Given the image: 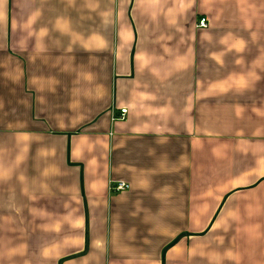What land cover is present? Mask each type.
<instances>
[{
  "label": "crops",
  "instance_id": "obj_1",
  "mask_svg": "<svg viewBox=\"0 0 264 264\" xmlns=\"http://www.w3.org/2000/svg\"><path fill=\"white\" fill-rule=\"evenodd\" d=\"M0 264H264V0H0Z\"/></svg>",
  "mask_w": 264,
  "mask_h": 264
},
{
  "label": "built area",
  "instance_id": "obj_2",
  "mask_svg": "<svg viewBox=\"0 0 264 264\" xmlns=\"http://www.w3.org/2000/svg\"><path fill=\"white\" fill-rule=\"evenodd\" d=\"M196 27L198 28H204L206 27V21L203 18H200L197 23H196ZM125 110H120L119 114L117 117H115L114 119L117 120H122L125 117ZM128 188V185L125 183H121V182H117L112 186V189L115 191H124Z\"/></svg>",
  "mask_w": 264,
  "mask_h": 264
}]
</instances>
